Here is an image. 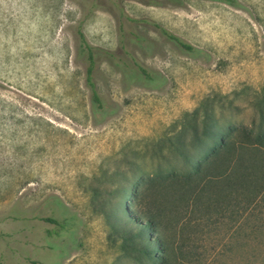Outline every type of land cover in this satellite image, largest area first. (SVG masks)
Listing matches in <instances>:
<instances>
[{
    "label": "rangeland",
    "instance_id": "374dc122",
    "mask_svg": "<svg viewBox=\"0 0 264 264\" xmlns=\"http://www.w3.org/2000/svg\"><path fill=\"white\" fill-rule=\"evenodd\" d=\"M146 1L0 0V238L20 264H138L147 236L158 235L142 229L147 215L188 235L172 239L178 257L188 245L187 264H264V196L249 202L246 184H215L186 209L170 178L192 171L210 128L264 130V0ZM122 14L155 42L147 55L130 50L165 82L127 83L102 58L95 83L109 111L95 115L77 30L120 51ZM142 19L200 52L179 51ZM57 199L72 216L58 239L63 255L47 261L52 225L7 216L56 218Z\"/></svg>",
    "mask_w": 264,
    "mask_h": 264
},
{
    "label": "trees",
    "instance_id": "16d2710c",
    "mask_svg": "<svg viewBox=\"0 0 264 264\" xmlns=\"http://www.w3.org/2000/svg\"><path fill=\"white\" fill-rule=\"evenodd\" d=\"M167 1L173 4L181 2V0ZM146 2L155 1L149 0ZM230 3L239 6L236 0H230ZM122 15V24L119 25V32L122 34L119 37L120 51L101 50L98 47H94L86 41L80 29L77 30L78 55L85 64V83L90 92L91 108L95 115H105L109 111L107 102L97 90L95 83L97 65L102 58H105L113 67L119 70L123 75L124 81L127 83L136 81L144 86L158 87L165 82V78L160 72L140 63L130 50V47H136L144 55H147L151 53V48L155 46V42L145 34L138 32L135 28L136 20L129 18L125 14ZM141 21L153 27L155 31L169 40L179 51L189 56H195L200 52L198 48L164 29L159 23H153L146 19H142ZM126 32L127 34H125ZM127 46L128 48H126ZM204 133L206 139L209 140L205 143L202 157L198 160L193 159L194 161L190 163L192 171L182 176L170 175L173 184L179 187V196L186 202V209L193 203H196L198 198L203 197L206 186L215 184H219L223 189L227 188L228 191L237 185L242 186L246 184V187H248L247 191H249L247 196L249 202H255L257 197L262 200L264 196V130L253 133L250 129L242 128L239 131L237 128L230 126L225 132L217 128H210ZM249 183H251V186ZM134 195L136 196V194ZM215 200V198L210 197L209 204L212 206V204H215ZM260 200L256 202L259 203ZM56 204L58 209L60 207L61 212H65V215L57 211L60 213L58 215L53 211L57 215L56 218L49 215V213L48 215L32 217L25 214L24 211H20L12 214V216L11 214L8 216L11 218V221L18 222V225L25 224L26 221L32 218H37L44 223L52 225L46 233L47 241L44 252H48L49 254L48 258L46 255L47 261L59 260L63 255L62 247L58 244V239L61 235L60 232L66 231V227L69 225L66 214L72 216L68 208L59 199H57ZM237 212L238 210L234 211V215ZM158 217L160 215L145 216L146 222L142 229L157 232L158 235L154 239H150V236H147L145 246L141 252L143 256L137 260V263L187 264L188 245L182 242L177 246L178 253L180 254L178 257L172 239L176 236L183 238L188 237V235L184 231L178 234L175 225L170 227L172 233L174 232L173 236L167 234L163 219L160 220ZM3 219H6V217H3ZM185 220L181 224L185 223ZM179 229H182V225ZM202 255L203 253L198 251L196 253L197 259ZM18 263H21L19 256L11 263L0 262V264ZM31 264H38V262L32 261Z\"/></svg>",
    "mask_w": 264,
    "mask_h": 264
},
{
    "label": "flooded vegetation",
    "instance_id": "af4514ba",
    "mask_svg": "<svg viewBox=\"0 0 264 264\" xmlns=\"http://www.w3.org/2000/svg\"><path fill=\"white\" fill-rule=\"evenodd\" d=\"M8 216H7V218H10ZM11 216H12V213H11ZM1 219L2 218H0V220ZM12 226L14 227L15 225L12 224ZM0 239H1L0 240V247H2V251L0 253L1 254L0 255V262H12L13 260H15L17 258V252L18 251H17L16 245L15 246L12 245V243L10 242L11 239L8 237H6V238L2 237Z\"/></svg>",
    "mask_w": 264,
    "mask_h": 264
}]
</instances>
